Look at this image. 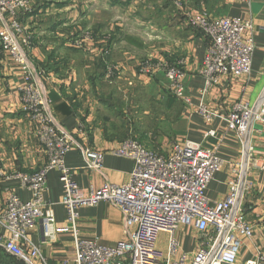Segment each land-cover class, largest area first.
I'll return each mask as SVG.
<instances>
[{
    "label": "crops",
    "instance_id": "obj_1",
    "mask_svg": "<svg viewBox=\"0 0 264 264\" xmlns=\"http://www.w3.org/2000/svg\"><path fill=\"white\" fill-rule=\"evenodd\" d=\"M189 12H204L211 18L230 15L253 19L256 49L249 75H227L219 84L207 87L201 67L209 38L189 23L186 15ZM21 22L33 35L29 57L34 69L42 72L40 84L53 99L57 121L84 145L106 152L101 169L86 168L78 149L66 154V164L73 169V178L84 192L106 182L124 183L130 179L134 167L131 158L111 152L122 141L121 136L132 132L128 125L114 126L111 102H120L124 108V103L139 99L136 95L124 94L118 98L112 93L109 96L101 94L105 86H111L101 75L102 62L107 65L115 61L122 71L115 81L114 91L130 90L131 85L142 79L150 92L160 93L155 96L165 112L160 118L165 127L162 132L174 137L162 139L160 143L157 138L146 137L140 132L145 145L168 156L174 139L194 140L214 148L226 161L206 190L212 202L226 198L233 164L245 161L249 186L243 208L247 220L254 226V235L242 238L238 258L240 262H248L255 260L259 251L264 252V169L261 168L264 122L255 123L251 135L242 140L222 118L207 121L196 111L202 97L210 107L223 114L230 112L238 101L258 105L264 99V0H250V3L233 0H34V9L23 14ZM78 38L82 39L75 43L70 41ZM103 54H107L106 58ZM147 54L156 59L166 58L173 64L184 60L185 85L193 98L192 105L175 98L171 92H163V87H168L163 74L154 78L138 74L136 64ZM125 73L127 79H134L132 84L123 85L127 84ZM20 83V66L0 47V209L12 192L30 200L32 191L14 175L36 172L49 160L38 138L37 125L22 109ZM131 90L136 91V87L132 86ZM128 115L125 117L129 119ZM211 129L216 131L215 136L207 135ZM247 145L253 147L250 156L244 153ZM63 193L60 172L50 170L45 199L53 205L58 227L68 226ZM79 215L78 228L83 238H98L104 244L115 245L125 237L123 212L108 201L83 206ZM28 234L40 244L50 264H61L74 249L71 232L60 233L56 242H47L37 222ZM177 236L185 251H195L198 238L195 228L181 227Z\"/></svg>",
    "mask_w": 264,
    "mask_h": 264
},
{
    "label": "built area",
    "instance_id": "obj_2",
    "mask_svg": "<svg viewBox=\"0 0 264 264\" xmlns=\"http://www.w3.org/2000/svg\"><path fill=\"white\" fill-rule=\"evenodd\" d=\"M250 3V0H233ZM33 10L32 0H0V45L20 66L19 86L24 109L37 122L39 135L47 147L48 164L33 173L18 172L14 177L32 191L30 200L12 192L0 209V246L28 264H50L39 243L28 231L40 222L44 240L56 242L60 233L71 232L74 249L61 264H264V252L255 260L239 261L242 238L254 235V226L246 217L243 199L249 186L245 161L233 164L229 192L225 199L212 202L206 190L225 160L214 148L194 140L179 141L168 156L128 138L111 152L131 158L134 167L124 183L106 182L84 192L66 164V154L78 149L85 166L101 169L106 152L81 146L55 121L43 91L36 80L27 47L32 35L25 32L21 16ZM191 25L201 28L209 38L201 73L207 87L219 84L224 76H246L252 71L256 49L255 26L251 17L222 16L211 18L204 12L188 13ZM143 74L164 70L175 95L192 105L187 93L185 71L179 65L148 58L141 63ZM207 93V88L203 94ZM196 111L207 121L219 117L226 121L242 140H247L255 123L264 122V99L258 105L238 101L227 114L210 107L202 97ZM209 136H215L211 129ZM253 147L247 145L246 156ZM264 169V160L261 163ZM57 169L63 183L62 202L66 206L68 226L58 227L52 203L45 199L47 176ZM108 201L121 208L125 221V237L115 245L98 238H83L78 228L79 209ZM193 227L198 233L194 252L183 249L177 232Z\"/></svg>",
    "mask_w": 264,
    "mask_h": 264
},
{
    "label": "rangeland",
    "instance_id": "obj_3",
    "mask_svg": "<svg viewBox=\"0 0 264 264\" xmlns=\"http://www.w3.org/2000/svg\"><path fill=\"white\" fill-rule=\"evenodd\" d=\"M32 2H33V9H34V0H32ZM186 15H187V19H188V13H186ZM188 21H189V19H188ZM22 25H23V23H22ZM23 27H24V30H25L26 33L32 35V33L29 32L25 28L24 25H23ZM195 28L200 29L204 33V31L201 28H199V27H195ZM79 39H82V38L71 39L70 41L75 43V41L76 40H79ZM32 44H33V35H32V42H31V44L28 45L27 47H25L23 45V48L25 49V51H27L28 57H29V52L28 51L31 49ZM106 55L107 54H103L104 58H106ZM148 58H154L155 59V57L153 55H148V54L145 55V56H143L142 58H140L141 60L138 62V64H136V68H137L138 74L141 75V76H143L144 78H154V77L158 76L159 74H163L164 77L166 78L167 84H168V87H163V92L166 90L168 92H171V94L173 96H175V98H178L175 95V93L173 92V90L171 88V82H170V80H169V78H168V76H167V74H166V72L164 70H161V69L160 70H157V71L153 72L151 75H147V74H143L142 73L141 67H140L141 66V63L144 60L148 59ZM29 60H30V63L32 65V67H33L36 80L38 81V84H39L41 90L43 91V94H44L45 98L47 99L48 105H49V107L51 108V110H52V112L54 114L55 121L59 124V122L57 121L55 112H54L53 99L51 98V96L49 94L48 95L46 94L47 92L46 93L44 92V89L42 87V84H40V76L42 75V72L35 70L34 69V66L32 64V61L30 59V57H29ZM159 61L169 62L170 64H173L171 61H169L166 58L159 59ZM113 62H109V63H107V65H105L106 66V70H105V74L103 75L104 80L107 81V83L110 84L111 86H105L103 88L104 89L103 92H105V93L101 92V94H104L106 96H109L112 93L113 96L115 95V97H116V95H117V97L118 96H122V95L124 96V94L127 95V96H130V97L136 95V98H139V99L134 100V101L131 100L130 102H127L126 104L124 103V108H123V105L120 102H116L115 104L113 102H111V104H110V108L112 110L111 111V113H112L111 116L113 117L114 124H115L114 126H119V125L122 126L123 125L125 127V126L128 125L129 128L132 131L128 135H124L123 137L121 136V138H123L122 141H124V140H126L128 138H132V139L138 140L140 143H142L143 145H145L144 142H142V140L140 139V135H139L140 132H142L144 134V136H146V137H149V138H157L158 141L160 140V143H161L162 139H169V140L172 139L174 137L173 134H172V136H167L166 134H169V133L162 132V130H165V127L163 125L164 124L163 123V120H161L160 118L165 115V112H164V110L161 109L162 106H161V104H159V102L157 100V97H156L157 95H160V93L156 92L155 93L156 96H155L152 92H150V89L148 88V86L146 85V83L145 82L143 83V80L142 79H138V82L136 84L131 85V88H132V86H135L136 87V91H134V92H132L131 88H130V90H128L127 88H125V91H123V90L122 91L121 90L114 91V88L113 87L116 85L115 84V81H116V79L119 78L120 73H121L122 70L120 69V66L118 65L117 62H115V61H113ZM183 62H184V60H181L180 62H177V63H175L173 65H179L183 69L184 68L183 67L184 66ZM124 76H125L126 79L128 78V75H126V73H125ZM133 80L134 79H132V80L127 79L126 80L127 84H123V85L124 86L125 85H130V84H132ZM21 82H22V77H21ZM19 86H18V90H19ZM19 93H20V91H19ZM178 99L181 100L180 98H178ZM21 102H22V99H21ZM22 109H23L24 112H26L31 117V115L24 109L23 102H22ZM124 109H126L127 111L124 112ZM126 114H129L128 116L130 117L129 118L130 120L127 117H125ZM32 120L37 125V122L33 118H32ZM160 126H161V129H160ZM37 135H38V138H39L40 142L43 144V146H44V148H45V150L47 152V147L45 146V144L42 142V140L40 138L38 125H37ZM72 136H73V134H72ZM73 138L81 146L84 145V143L81 142V141H79L77 138H75V136H73ZM175 140L176 139H174L173 141H175ZM173 141L171 142L170 147H172L175 143L179 142L177 140L173 144ZM84 146H87V145H84ZM145 146L147 148H149V149L157 152L160 155L166 156L165 154L160 153L155 148L149 147L148 145H145ZM47 164H48V162H47ZM46 165H44L43 167H45ZM23 173H33V172H23ZM10 177L12 178L13 176H10ZM188 238H191V236L188 235ZM1 250H2V248H0V251ZM2 251L4 253H6L4 250H2ZM7 254L8 253H6V255Z\"/></svg>",
    "mask_w": 264,
    "mask_h": 264
},
{
    "label": "trees",
    "instance_id": "obj_4",
    "mask_svg": "<svg viewBox=\"0 0 264 264\" xmlns=\"http://www.w3.org/2000/svg\"><path fill=\"white\" fill-rule=\"evenodd\" d=\"M1 47V45H0ZM2 48V47H1ZM102 66L104 67L103 71H101V74L104 75L105 74V70H106V66L105 63L102 62ZM0 248H2V250H4L6 253H8L2 246H0ZM1 250V251H2ZM0 251V264H27L24 260L19 259L18 257L8 253L6 255V253H4L3 251Z\"/></svg>",
    "mask_w": 264,
    "mask_h": 264
},
{
    "label": "bare ground",
    "instance_id": "obj_5",
    "mask_svg": "<svg viewBox=\"0 0 264 264\" xmlns=\"http://www.w3.org/2000/svg\"><path fill=\"white\" fill-rule=\"evenodd\" d=\"M26 262V261H25ZM27 263V262H26ZM28 264V263H27Z\"/></svg>",
    "mask_w": 264,
    "mask_h": 264
}]
</instances>
